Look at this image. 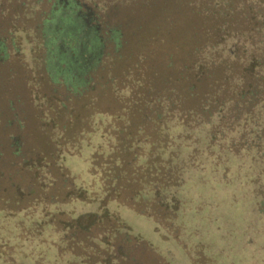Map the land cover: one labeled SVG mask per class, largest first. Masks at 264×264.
Masks as SVG:
<instances>
[{
	"label": "rangeland",
	"instance_id": "1",
	"mask_svg": "<svg viewBox=\"0 0 264 264\" xmlns=\"http://www.w3.org/2000/svg\"><path fill=\"white\" fill-rule=\"evenodd\" d=\"M75 1L89 25L120 31L119 56L110 47L102 72L116 77L117 96L87 90L63 111V89L45 70L58 0H0V264H264V136L237 146L206 123L147 122L133 148L143 165L119 170L123 188L108 200L107 166L91 165L96 153H121L114 130L136 120L122 109L132 91L156 73L189 74L193 56L211 54L194 52L198 43H233L241 59L262 54L264 0H226L230 17L214 0ZM218 7L225 16L210 15ZM256 116L264 124V105ZM125 232L144 244L137 261L116 251Z\"/></svg>",
	"mask_w": 264,
	"mask_h": 264
},
{
	"label": "trees",
	"instance_id": "2",
	"mask_svg": "<svg viewBox=\"0 0 264 264\" xmlns=\"http://www.w3.org/2000/svg\"><path fill=\"white\" fill-rule=\"evenodd\" d=\"M214 1H219L226 7L224 11L227 15L220 7L214 12L211 11L210 15L216 14L215 18L225 15L230 17L234 13L233 5L229 1ZM56 11L57 20L61 21L59 25L58 22L55 23L59 27L57 30L52 27L44 42L45 70L51 82L60 85L63 89L60 95L63 111L66 110V103L72 99L79 100L87 90L95 92L94 98H99L100 92L108 88L114 96H117L114 90L116 77L107 73L104 76L102 72L105 68L104 60L110 56V47L114 54L118 53L121 45L119 29L116 27L103 29L89 24L87 26L85 20L87 19L89 23L90 20L93 21V17L91 13L81 10L80 4L75 0H58ZM56 11L50 13L54 14ZM87 14L90 17H87ZM262 19L264 21L263 17ZM255 23L257 24V21ZM257 27L259 30L260 27L258 25ZM242 35L243 33L239 34V36ZM58 40L59 42L56 43ZM234 46L233 43L222 45L216 40L204 42L201 46L198 43L193 48L194 52L209 51L211 54L201 58L193 56L186 64V67L191 68L188 70L189 74L156 73L148 80L146 89L142 88L140 93L132 91L130 100L124 103L126 107L123 106L122 109L125 108L126 116L136 120L134 122L133 119L125 118L122 127L114 130L113 148L121 151L118 155L115 154V160L118 159V162H115L114 155L102 156L96 153L91 157L93 167L107 166L102 171L105 179L109 178V181L104 183L105 200L113 198L118 189L123 188L120 184L119 170L124 169L123 171L126 172L125 169L133 165L137 168L143 165L137 161L140 155L135 153L134 149L144 140L139 138V134L147 122L154 127L156 122L165 126L172 119L175 120L173 124L187 127H197L206 123L211 129V134L214 132H220L222 136L232 134L235 137L233 141L235 143L231 142V145L242 146L256 142L260 144L264 136V124L258 122L260 118L256 114L264 105V51L259 56L250 55L241 59L235 57ZM219 50L224 53L222 57L213 55L214 51ZM116 55L119 56V54ZM4 56L5 45L0 38V58ZM235 62L242 66L238 73H232L230 69ZM167 65H171V61H168ZM136 97L139 98L136 99ZM103 112L116 119L120 116L110 114L106 110ZM168 136V133L164 135V141ZM160 137L157 136V138ZM153 141L151 140L148 145ZM123 149L125 152L122 151ZM14 152L20 153L18 148ZM105 157L108 160H105ZM144 158L145 162L142 163L148 164L145 156ZM157 161L160 162L161 159ZM108 168L112 170H106ZM7 173L4 174L6 177L13 176ZM9 178L5 181L7 182ZM73 238L70 235L69 240ZM123 239L127 241V244L125 240L121 241L117 244L116 251L122 260L137 261L135 249L138 245L144 244L128 232L123 234ZM136 264L141 263L137 261ZM156 264H162V262L157 261Z\"/></svg>",
	"mask_w": 264,
	"mask_h": 264
},
{
	"label": "flooded vegetation",
	"instance_id": "3",
	"mask_svg": "<svg viewBox=\"0 0 264 264\" xmlns=\"http://www.w3.org/2000/svg\"><path fill=\"white\" fill-rule=\"evenodd\" d=\"M87 17H90L89 14H87ZM85 24H86L87 26H89V25H88V20H87V19L85 20Z\"/></svg>",
	"mask_w": 264,
	"mask_h": 264
}]
</instances>
